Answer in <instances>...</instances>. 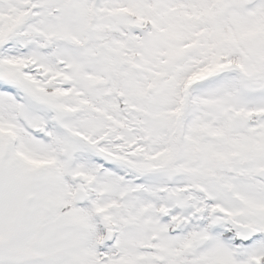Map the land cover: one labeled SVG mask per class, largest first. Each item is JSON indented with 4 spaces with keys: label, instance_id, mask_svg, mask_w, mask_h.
<instances>
[{
    "label": "snow or ice",
    "instance_id": "1",
    "mask_svg": "<svg viewBox=\"0 0 264 264\" xmlns=\"http://www.w3.org/2000/svg\"><path fill=\"white\" fill-rule=\"evenodd\" d=\"M0 264H264V0H0Z\"/></svg>",
    "mask_w": 264,
    "mask_h": 264
}]
</instances>
